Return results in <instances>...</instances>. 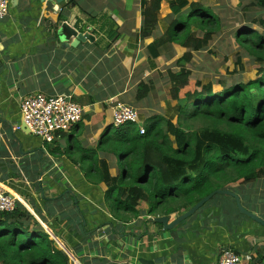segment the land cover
I'll return each instance as SVG.
<instances>
[{"label":"crops","instance_id":"1","mask_svg":"<svg viewBox=\"0 0 264 264\" xmlns=\"http://www.w3.org/2000/svg\"><path fill=\"white\" fill-rule=\"evenodd\" d=\"M142 2L9 0L8 15L0 21V190L23 205L30 223H37L69 264H142L139 259L216 264L222 248L252 264L264 262V226L240 214L229 197L216 195L175 229L164 231L145 214L118 219L105 201L106 184L85 177L80 163L88 166L93 158L99 167L103 162L110 166V176L117 174L113 156L97 149L112 126L117 102L137 110V129L166 116L169 98L162 94L158 72L172 56L162 51L164 46L157 58L150 57L148 45L160 26L150 37L139 38ZM63 24L92 39L70 47L71 42L59 39L65 37ZM148 81L153 84L147 96L137 100L138 84ZM32 94L70 95L83 109L82 121L55 142L43 143L21 129L19 104ZM231 187L247 210L264 219V178Z\"/></svg>","mask_w":264,"mask_h":264},{"label":"trees","instance_id":"2","mask_svg":"<svg viewBox=\"0 0 264 264\" xmlns=\"http://www.w3.org/2000/svg\"><path fill=\"white\" fill-rule=\"evenodd\" d=\"M161 1L168 2L175 18L148 45L151 58L158 56L159 48L172 44L198 52L220 28L219 18L203 1L143 0L140 39L155 30ZM252 2L264 7V0ZM181 14L184 21L179 20ZM191 24L203 33L194 35ZM236 40L261 63L254 80L213 92L190 81L187 70L170 72L169 97L180 102L175 124L158 116L144 125L143 134L135 124L112 125L99 138L97 149L111 154L121 173L110 176L107 163L99 167L93 158L86 168L87 179L106 184L105 201L118 219L180 214L214 190L264 178V36L243 28ZM149 85L150 81L138 84L137 100L147 96ZM196 119L205 125L193 129L186 124ZM31 219L19 202L11 212L0 213L1 264H69L68 257Z\"/></svg>","mask_w":264,"mask_h":264},{"label":"rangeland","instance_id":"3","mask_svg":"<svg viewBox=\"0 0 264 264\" xmlns=\"http://www.w3.org/2000/svg\"><path fill=\"white\" fill-rule=\"evenodd\" d=\"M195 1H203L206 6L212 9L220 20V28L215 30L207 46L198 52H192L181 47L163 46L162 51L165 49L167 56L170 54L172 59L167 66L162 68L163 74L161 72H158V74H161V78L164 80L162 94L165 93L169 98L164 115L173 124L176 123L177 109L180 102L173 101L169 97L173 84L169 80L168 73H177L181 69L187 70L190 73V81H198L202 85L210 87L213 92H220L237 83H246L254 80L258 75L257 65L260 66L259 64H261L255 57L249 55L244 47L238 44L236 33L243 28H248L264 36V7L253 4L252 0H188V2ZM156 16L159 21L157 27L160 26L161 28V32H158L159 35L157 36L159 37L175 17L171 14L167 1L160 2ZM179 16V20L184 21V14ZM190 29L194 35L203 33V30L198 29L193 24L190 25ZM160 49H158V52ZM188 52H190V56H187ZM167 61H169V58H167ZM151 83L153 84L152 81H150ZM154 93L157 94L158 92ZM161 124L164 125L163 123ZM186 124H191L193 129H198L205 125L199 119L188 121ZM66 150L68 151V149ZM73 156L77 158L76 161H79L77 153L73 154ZM80 165L85 177L88 178L89 175L85 169L87 162L81 161ZM106 166L110 171V166L108 164ZM115 166L116 170L121 173L118 162ZM249 186L255 187L256 185L252 184ZM230 188L228 187V189ZM174 214L179 215V213ZM174 214L169 216H177H174Z\"/></svg>","mask_w":264,"mask_h":264},{"label":"built area","instance_id":"4","mask_svg":"<svg viewBox=\"0 0 264 264\" xmlns=\"http://www.w3.org/2000/svg\"><path fill=\"white\" fill-rule=\"evenodd\" d=\"M9 0H0V21L8 15ZM21 123L43 143L55 142L57 136L68 133L82 121L83 109L70 95L45 96L32 94L24 97L19 104ZM111 123L114 127L139 124V115L133 107L117 102L112 108ZM139 132L145 129L140 126ZM18 201L0 190V213L11 212ZM216 264H252L249 259L236 254L230 248H222L217 255ZM254 264H264L256 262Z\"/></svg>","mask_w":264,"mask_h":264},{"label":"water","instance_id":"5","mask_svg":"<svg viewBox=\"0 0 264 264\" xmlns=\"http://www.w3.org/2000/svg\"><path fill=\"white\" fill-rule=\"evenodd\" d=\"M61 28H62V33H64L65 37L59 35V39L62 40V42L63 41L71 42L70 47H75L79 43H84V42L90 41L92 39L91 35H89L88 33L83 34L80 31L69 27L66 24H63L61 26ZM21 129L23 131L29 132L23 123H22ZM6 195H8V194H6ZM216 195H224V196L231 197L234 200L236 208L240 214L248 217L249 219L258 223L259 225L264 226V219H261L255 213L247 210L242 205L240 197L237 194H235L233 191H231L230 189H217V190L212 191L211 193H209L208 195H206L205 197L200 199L198 202H196L194 205L189 207L187 210H185L184 212H182L179 215H177L176 217H174L173 219H171V217L167 216V215H162V216L157 215V216L150 217L149 220L153 223L160 225L164 231L173 230L182 221H184V220L188 219L189 217H191L192 215H194L201 207H203L212 197H214ZM139 262L142 264H152L151 262L149 263V261H145L142 259H139Z\"/></svg>","mask_w":264,"mask_h":264}]
</instances>
